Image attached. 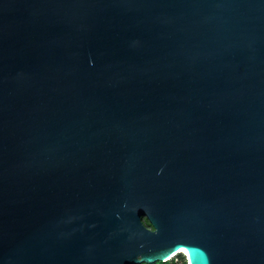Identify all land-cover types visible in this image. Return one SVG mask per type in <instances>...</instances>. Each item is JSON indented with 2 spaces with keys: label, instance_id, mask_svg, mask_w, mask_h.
Wrapping results in <instances>:
<instances>
[{
  "label": "water",
  "instance_id": "95a60500",
  "mask_svg": "<svg viewBox=\"0 0 264 264\" xmlns=\"http://www.w3.org/2000/svg\"><path fill=\"white\" fill-rule=\"evenodd\" d=\"M176 255L264 264V0H0V264Z\"/></svg>",
  "mask_w": 264,
  "mask_h": 264
},
{
  "label": "trees",
  "instance_id": "16d2710c",
  "mask_svg": "<svg viewBox=\"0 0 264 264\" xmlns=\"http://www.w3.org/2000/svg\"><path fill=\"white\" fill-rule=\"evenodd\" d=\"M145 224H147L146 222H145ZM177 259H179V260H181V264H186V262H185V259H184V257L182 256V255H176L174 258H172L171 260H170V262H166V263H158V262H156V263H154V264H176V263H174L173 261H175V260H177Z\"/></svg>",
  "mask_w": 264,
  "mask_h": 264
},
{
  "label": "clouds",
  "instance_id": "9594fccd",
  "mask_svg": "<svg viewBox=\"0 0 264 264\" xmlns=\"http://www.w3.org/2000/svg\"><path fill=\"white\" fill-rule=\"evenodd\" d=\"M141 261H143V259L140 256H137V264H141ZM144 264H145V262H144Z\"/></svg>",
  "mask_w": 264,
  "mask_h": 264
},
{
  "label": "rangeland",
  "instance_id": "374dc122",
  "mask_svg": "<svg viewBox=\"0 0 264 264\" xmlns=\"http://www.w3.org/2000/svg\"><path fill=\"white\" fill-rule=\"evenodd\" d=\"M168 262H170V261H168ZM167 262V263H168ZM174 263H176V264H181V260H179V259H177V260H175V261H173Z\"/></svg>",
  "mask_w": 264,
  "mask_h": 264
}]
</instances>
